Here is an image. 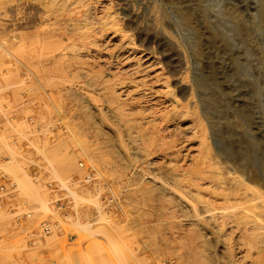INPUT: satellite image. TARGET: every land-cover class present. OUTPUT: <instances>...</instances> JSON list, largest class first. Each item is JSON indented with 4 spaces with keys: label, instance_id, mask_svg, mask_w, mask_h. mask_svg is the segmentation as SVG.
I'll list each match as a JSON object with an SVG mask.
<instances>
[{
    "label": "rangeland",
    "instance_id": "374dc122",
    "mask_svg": "<svg viewBox=\"0 0 264 264\" xmlns=\"http://www.w3.org/2000/svg\"><path fill=\"white\" fill-rule=\"evenodd\" d=\"M62 1L0 0V108L6 103L15 110L14 127L3 134L32 131L22 153L5 147L11 160L2 167L18 183L19 196L40 211L19 227L11 223L8 209L0 210V264H33L35 259L39 264H264V243L250 229L252 219L264 226V183L254 172L264 169V16L259 0H98V6L109 2L118 17L124 10L139 15L135 22L126 15L122 24L174 92L170 109L168 102L155 101L152 89L121 91L117 102L133 119L124 122L93 86L92 59L77 54L68 41L71 33L64 29L74 15ZM35 33L49 45L44 55L37 54ZM128 85L122 89L132 88ZM30 115L35 125L45 126L41 132L27 124ZM199 140L206 144L200 154ZM62 158L67 165L59 169ZM80 160L96 174L92 186L72 184L84 174ZM203 161H209V173L197 183ZM28 164L72 199L68 217L54 208L52 193L32 181L31 172L23 169ZM105 182L119 196L118 210L112 208L110 220L101 222L113 224L112 240L86 233L79 242L71 235L74 222H91L99 213L106 217L101 201ZM82 197L95 198L98 209L93 199ZM47 215L60 221L63 234L28 249L25 231L36 229Z\"/></svg>",
    "mask_w": 264,
    "mask_h": 264
},
{
    "label": "bare ground",
    "instance_id": "6f19581e",
    "mask_svg": "<svg viewBox=\"0 0 264 264\" xmlns=\"http://www.w3.org/2000/svg\"><path fill=\"white\" fill-rule=\"evenodd\" d=\"M97 1L98 0H63L62 1V6L67 7L68 11L73 12L74 17L70 18V23H68L67 25H70V27H65V31H69V33H71V36H68V41L71 40L74 48V51L77 54L80 53H86V58H88L89 60L92 59L93 64H90L89 62L88 65L90 64V66H93V86H95V88L97 87L98 90L101 92L102 97H103V101L106 103L107 108H109L112 112H114L115 114L113 115H117L114 117L119 118L120 120H122L124 122V120H133L130 119L129 115L127 114V112H122L121 111V103L117 102L120 101L119 97V93L121 91H127V93L131 92L133 89L134 90H138L141 87L143 93L147 90H151L152 91V95L155 98V101H165L168 102V104L170 105V109L173 106L172 105V101L173 98H171L173 95V89H171V85H168L169 81L167 80V78L165 79L164 77H160L158 75V73L154 70L153 68V60H150V56L149 53H145L140 46H138L136 44V41L134 40V38H132V36L125 30L126 28L123 26L122 21L123 18L129 17L130 19H132L133 22H135L137 20V16H139L136 12L133 11H126V10H122L123 14L118 17L116 13H114V9L113 11L110 10L111 6H109V2H103L102 4L99 3V6L97 5ZM100 1V0H99ZM45 2V1H44ZM49 2V1H48ZM52 2V1H50ZM55 2V1H54ZM59 2V0H58ZM58 2L57 5H58ZM101 2V1H100ZM55 3V4H56ZM258 3V2H257ZM52 4V3H51ZM61 4V2H60ZM53 5V4H52ZM260 6V12L262 13L261 15L264 16V0H259V4ZM257 5V6H258ZM56 6V5H55ZM125 6V5H124ZM126 7V6H125ZM132 7V6H131ZM121 8V7H120ZM119 8V10H120ZM127 8V7H126ZM62 9V8H61ZM123 9V8H122ZM230 9V8H229ZM32 10V9H31ZM132 10V9H131ZM65 12V11H64ZM67 12V11H66ZM119 12V11H118ZM121 12V11H120ZM63 13V11H62ZM69 14V12H67ZM66 13V14H67ZM157 13V12H156ZM228 13V12H227ZM64 14V15H66ZM77 14V15H76ZM71 16V14H69ZM120 15V14H119ZM154 16V15H153ZM158 16V15H157ZM139 18V17H138ZM63 19V18H62ZM67 19V18H66ZM68 20V19H67ZM121 20V22H119ZM63 21V20H62ZM238 21V20H237ZM64 22V21H63ZM63 24V23H62ZM258 24V23H257ZM264 28V27H262ZM68 33V34H69ZM169 33V32H168ZM18 36V35H17ZM16 36V37H17ZM141 36V35H140ZM171 36V35H170ZM139 37V36H138ZM173 37V36H172ZM18 38V37H17ZM34 41L36 46L38 47L37 54L38 55H44L46 52V48L49 46L46 43L41 44V39L39 36V33H35L33 35ZM143 38V37H142ZM152 38V37H151ZM171 38V37H170ZM174 38V37H173ZM19 39V38H18ZM17 39V41H18ZM139 41V40H138ZM263 41V40H262ZM175 42V41H174ZM173 42V43H174ZM49 43V42H48ZM71 45V44H70ZM263 45V43H262ZM182 48V47H181ZM185 51V50H184ZM33 52V51H32ZM31 53V52H30ZM185 54V53H184ZM82 55V54H81ZM197 55V54H196ZM20 56V55H19ZM28 56V55H27ZM80 56V55H79ZM85 57V54L83 55ZM91 56V57H90ZM185 56V55H184ZM195 56V55H194ZM81 57V56H80ZM183 57V56H182ZM198 57V56H196ZM195 57V59H196ZM78 58V55H77ZM85 58V59H86ZM189 58V57H188ZM187 58V59H188ZM14 59H16L15 61L20 63L21 65H23V67L25 69H27L28 71L30 70L29 67L27 65H25L24 63H22L18 57H14ZM81 59V58H80ZM83 59V58H82ZM190 59V58H189ZM194 59V60H195ZM84 60V59H83ZM155 60V59H154ZM185 60V59H184ZM199 60V59H197ZM85 61V60H84ZM83 61V62H84ZM91 61V60H90ZM187 61V60H186ZM85 62V63H86ZM100 62V63H99ZM185 62V61H184ZM183 62V64L185 65V63ZM200 62V61H199ZM98 63V64H97ZM174 63V62H173ZM181 60H180V64H181ZM189 63V62H188ZM198 63V62H197ZM84 65V63H82ZM190 64V63H189ZM193 64V62H192ZM86 65V64H85ZM87 65V66H88ZM179 65V64H178ZM181 66V65H180ZM194 66V65H193ZM95 67L97 69H95ZM188 67V66H187ZM176 68V66H175ZM179 68V67H177ZM189 68V67H188ZM183 69V68H182ZM188 70V69H186ZM71 72V71H70ZM89 72V71H88ZM103 72H105L107 75H109L111 77V80H108L107 77L103 78L101 77V75H103ZM86 73V72H85ZM113 78V79H112ZM168 81V82H167ZM130 84V86H132V88L128 85ZM128 85L130 88H126V89H122L125 88ZM152 86V88L148 87ZM217 85V84H216ZM149 88V89H148ZM139 92H141L139 90ZM138 92V93H139ZM135 93V92H134ZM149 94V93H148ZM148 94H146L148 96ZM126 95V92H125ZM124 95V96H125ZM135 95H137L135 93ZM150 95V94H149ZM139 96V95H138ZM142 97V96H139ZM139 97H136L137 100L139 99ZM144 97V96H143ZM150 97V96H148ZM176 97V96H174ZM133 98V96H132ZM132 98L130 97V99L132 100ZM147 98V97H146ZM145 98V99H146ZM178 98V97H177ZM129 99V98H128ZM143 99V98H142ZM152 99V98H151ZM126 100V99H125ZM141 100V98H140ZM139 100V101H140ZM149 100V99H148ZM172 100V101H171ZM175 100V98H174ZM177 100V99H176ZM146 101V100H145ZM152 101H154L152 99ZM178 101V100H177ZM180 101V100H179ZM133 102V100H132ZM137 102V101H136ZM131 103V102H129ZM145 103V102H144ZM147 103V102H146ZM149 103V101H148ZM164 103V102H163ZM162 103V104H163ZM191 103V101H190ZM189 103V104H190ZM124 104V102H123ZM128 105V104H127ZM156 105V104H155ZM160 106V104H157V106ZM167 105V103L165 104V106ZM175 105V104H174ZM186 105V104H185ZM156 106V107H157ZM158 106V107H159ZM168 106V105H167ZM106 107V106H105ZM124 107H126V105H124ZM154 107V106H152ZM175 107H173L172 112L175 113L177 110L174 109ZM182 108H184V106H182ZM199 108V107H198ZM161 109V108H160ZM159 108L157 110H160ZM95 110V109H94ZM101 110V109H100ZM108 110V109H107ZM151 110V109H150ZM156 110V108H155ZM162 110V109H161ZM160 110V111H161ZM165 110V109H164ZM164 110H162L161 112H164ZM168 110H169V106H168ZM167 110V112H168ZM186 110V109H185ZM182 110V111H185ZM110 111V112H111ZM149 111V110H148ZM158 111V112H160ZM170 111V110H169ZM181 111V110H180ZM133 112V111H132ZM145 112V111H144ZM154 112V111H153ZM136 113V112H135ZM165 113V112H164ZM169 113V112H168ZM181 113V112H180ZM186 113V111H185ZM184 113V115H186ZM189 113V111L187 112V114ZM112 114V113H111ZM156 114V113H155ZM157 114H162V113H157ZM102 115V114H101ZM131 115V114H130ZM158 115V116H159ZM189 115V114H188ZM226 115V114H225ZM154 116V115H153ZM163 117L166 116L162 115ZM174 116V115H173ZM176 116V115H175ZM182 116V114H181ZM191 116V115H190ZM160 117V116H159ZM161 117V121L162 118ZM168 118V116H166ZM97 118V117H96ZM106 118V117H105ZM133 118V117H132ZM142 118V117H141ZM158 118V117H157ZM171 118V117H170ZM173 118V117H172ZM171 118V119H172ZM175 118V117H174ZM194 118V117H193ZM135 119V118H134ZM178 119V117H177ZM183 119V116H182ZM154 121V117L152 119ZM158 120V119H157ZM241 120V119H240ZM152 121V122H153ZM160 121V119H159ZM178 121V120H177ZM176 121V122H177ZM183 121V120H182ZM181 121V122H182ZM120 122V121H119ZM128 122V121H127ZM175 122V121H174ZM190 122V121H189ZM192 122V121H191ZM126 123V121H125ZM155 123V121H154ZM160 125L161 123L158 122ZM171 124V121L169 122ZM152 124V123H151ZM157 124V123H156ZM166 124V123H165ZM168 124V123H167ZM166 124V126H167ZM175 124V123H174ZM190 124V123H189ZM164 124H162L163 126ZM173 125V124H172ZM176 125V124H175ZM186 125V124H185ZM184 125V126H185ZM151 126V125H150ZM154 126V124H153ZM163 126V127H166ZM183 126V127H184ZM188 126V125H187ZM193 126V125H192ZM158 127V126H157ZM162 127V128H163ZM172 127V126H171ZM170 127V128H171ZM178 127V124H177ZM175 127V128H177ZM131 128V127H130ZM153 128V127H152ZM167 128V127H166ZM165 128V129H166ZM169 128V127H168ZM169 128V129H170ZM182 128V126H181ZM117 129V128H116ZM159 129V128H158ZM174 129V128H173ZM178 129V128H177ZM177 129H175V131H177ZM185 129V128H184ZM194 129V127H193ZM196 129V128H195ZM134 130V129H133ZM161 130V129H159ZM167 130V129H166ZM169 131V130H167ZM171 131V129H170ZM181 131V130H180ZM183 131V130H182ZM196 131V130H195ZM162 132V131H161ZM172 132V131H171ZM186 132V131H185ZM188 132V130H187ZM190 132V131H189ZM191 132H193V130L191 129ZM190 132V133H191ZM158 133V131H157ZM169 133V132H168ZM174 133V132H173ZM183 133V132H182ZM189 133V134H190ZM195 132H193L194 134ZM97 134V133H96ZM100 134V133H99ZM103 134V132H102ZM162 134V133H161ZM178 134V133H177ZM192 134V135H193ZM188 135V134H187ZM191 135V136H192ZM190 135H188L187 137H189ZM201 136V135H200ZM203 136V135H202ZM186 137V136H185ZM162 138V137H161ZM165 138V137H164ZM195 138V137H194ZM199 138V137H198ZM133 139V138H132ZM167 139V138H166ZM200 139V138H199ZM105 140V139H104ZM195 140V139H194ZM205 140V138H204ZM161 141V140H160ZM159 141V142H160ZM165 141V140H164ZM158 142V141H157ZM152 143V142H151ZM183 143V142H182ZM193 143V142H192ZM239 143V142H238ZM205 141L199 140L198 144L196 147L197 152L202 153V150L204 149ZM191 146V145H190ZM151 147V146H150ZM169 147V146H168ZM189 148V147H188ZM169 149V148H168ZM194 149V147L192 148V150ZM208 149V148H206ZM205 152H203V155H206V150H204ZM196 152V150H195ZM196 152V153H197ZM197 155V154H196ZM203 155H200L202 157H205ZM228 156V154H227ZM196 157V156H195ZM202 157L200 158V161ZM194 158V157H193ZM206 158V157H205ZM209 158V156H208ZM207 158V159H208ZM222 158V157H221ZM197 159V158H196ZM204 159V158H203ZM225 160V159H223ZM205 161V160H204ZM201 163V166L198 167L197 171H198V176L196 177L197 183L200 182V180H204L207 175L206 173H209V164L207 161ZM212 162V161H211ZM167 163V162H166ZM169 163V162H168ZM192 163V162H191ZM208 164V165H207ZM67 165V159L66 158H62L59 161V169H64L65 166ZM194 165V164H193ZM212 165V164H211ZM210 165V168H211ZM229 165V164H228ZM261 165V164H260ZM233 168V167H232ZM255 169V173L256 175H258V177H260L261 179H263V183H264V169H261V166H259L258 168H254ZM218 171V170H217ZM217 174V172H216ZM172 175V174H171ZM255 175V174H254ZM215 176V175H214ZM212 179V178H211ZM207 180V179H205ZM204 180V181H205ZM209 180V179H208ZM214 180H216L214 178ZM196 181V180H195ZM213 181V180H212ZM203 182V181H202ZM196 183V184H197ZM262 183V181H261ZM163 186V185H162ZM199 186V185H196ZM171 187V186H170ZM188 188V187H187ZM189 190V189H188ZM162 193V192H161ZM78 197V196H77ZM83 198V197H82ZM81 198V199H82ZM83 199H86V197H84ZM87 199H89L90 201H92L93 198L90 199V197H88ZM86 199V200H87ZM95 199V198H94ZM93 199V205L94 208H96V210L98 209V204L96 202V200ZM205 207V206H204ZM264 208V207H263ZM245 212V211H244ZM99 213V210H98ZM248 214V213H247ZM248 216V215H246ZM245 216V217H246ZM244 219V217H242ZM254 218V217H253ZM211 219V217L209 218ZM213 219V218H212ZM95 220V221H94ZM94 220H92L91 222H86V223H82V222H74L75 224V232L71 235L73 236H78V240L79 242L85 241L86 239V233H100L98 236L102 239L105 240V238H108V242H110V240H112V235H113V224H105V226L103 224H101V222H107L105 221V218L102 216L101 213H99L97 215V218H95ZM216 220V218H215ZM203 222V221H202ZM213 222V221H212ZM250 222V221H249ZM91 223V224H90ZM99 225H94V224H98ZM207 223V222H206ZM248 223V222H247ZM214 224V222H213ZM91 225H94L92 228ZM248 225V224H247ZM233 226V225H232ZM250 229L253 230V235L254 238H256L257 240H259L261 243H264V226L256 221L255 219H252L250 222ZM256 236V237H255ZM69 239L74 240V238H72V236L69 237ZM110 244V243H109Z\"/></svg>",
    "mask_w": 264,
    "mask_h": 264
},
{
    "label": "built area",
    "instance_id": "2783aa9c",
    "mask_svg": "<svg viewBox=\"0 0 264 264\" xmlns=\"http://www.w3.org/2000/svg\"><path fill=\"white\" fill-rule=\"evenodd\" d=\"M26 122L28 125H32V128L36 133L42 131L45 127L42 124H34V118L26 116ZM23 119V118H22ZM13 121H15V110L11 105L3 104L0 108V210L8 209L11 214V223L16 226H22L25 222L34 218L35 214L40 215V211H37L36 207H31L26 198L22 195L19 196L20 189L18 183L13 177L2 167L3 163L11 160V155L5 151V147L12 148L18 153H22L24 149H27L28 140L31 134V127L24 129L20 134L16 132L3 134L5 128L10 129L14 127ZM47 129V127H46ZM11 130V129H10ZM33 136V135H32ZM78 167L84 171L81 178L75 176L72 180V184L80 183L85 186H92L96 180V174L93 168L89 165H85L83 161H78ZM24 170L30 171L32 181L52 193L51 203L55 209H61L64 213V217H68L70 210H72L73 201L65 195V190L60 188L59 184L49 179L47 176H40L36 173L35 166L29 165L23 167ZM104 191L102 193L101 201L102 208L105 210V220L108 222L112 216L110 210H118L119 196L113 192V188L109 182L103 184ZM18 205L23 206L22 209H18ZM70 209V210H69ZM68 212V213H67ZM63 234L62 225L59 220L52 218L50 215L40 219L38 221V227L36 229L25 231V243L28 249H37L40 243L45 241V238ZM33 264H39L35 259Z\"/></svg>",
    "mask_w": 264,
    "mask_h": 264
}]
</instances>
